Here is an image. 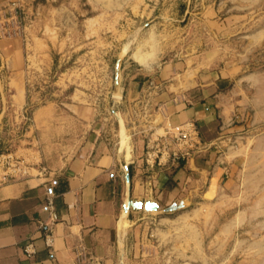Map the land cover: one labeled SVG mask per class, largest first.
<instances>
[{"label": "rangeland", "instance_id": "rangeland-1", "mask_svg": "<svg viewBox=\"0 0 264 264\" xmlns=\"http://www.w3.org/2000/svg\"><path fill=\"white\" fill-rule=\"evenodd\" d=\"M0 40L23 53L29 98L8 127V147L52 103L59 150L75 153L98 136L130 156L126 119L133 126L155 114L130 104H164L171 66L198 54L203 68L229 78L232 98L250 105L235 117L246 138L233 144L240 163L228 186L220 194L213 181V205L198 196L183 209L151 212L122 243L123 264H264V0H0ZM122 54V72L139 68L135 60L145 68L140 89L122 86L117 100Z\"/></svg>", "mask_w": 264, "mask_h": 264}, {"label": "crops", "instance_id": "crops-1", "mask_svg": "<svg viewBox=\"0 0 264 264\" xmlns=\"http://www.w3.org/2000/svg\"><path fill=\"white\" fill-rule=\"evenodd\" d=\"M0 42V154L9 151L30 165L27 177L0 183V264H123L122 243L153 214L144 208L126 214L129 199L156 202L161 213L198 196L213 205V197L206 198L213 181L220 194L228 186L240 163V147L233 144L246 138L235 117L250 104L235 101L226 88L229 78H216L212 64L203 68L201 55L164 74L169 92L164 104H130L131 109L155 112L133 126L126 119L130 156L108 148L98 136L75 153L59 150L54 131L62 122L52 103L34 111L10 151L8 127L29 103L26 61L18 49ZM134 62L139 68L122 72L123 91L131 95L140 89L135 80L145 68ZM188 123L196 125L201 146L175 163L173 155L184 149L175 137ZM29 243L34 250L30 256L25 252Z\"/></svg>", "mask_w": 264, "mask_h": 264}, {"label": "built area", "instance_id": "built-area-1", "mask_svg": "<svg viewBox=\"0 0 264 264\" xmlns=\"http://www.w3.org/2000/svg\"><path fill=\"white\" fill-rule=\"evenodd\" d=\"M26 120V119H25ZM28 121V119H27ZM178 144L183 146V152L175 153L173 155V162L179 163L181 160L187 158L191 152L198 150L201 146L199 131L194 123H188L183 128L178 130L175 137ZM30 165L21 158H15L11 152L6 151L0 154V183L5 184L11 180L16 179L18 176L27 177L29 175ZM51 195V193H50ZM48 207L53 209V200L49 198ZM52 214L53 221L57 220V216L54 212ZM50 226H48L49 228ZM50 243V241L48 242ZM25 252L27 255H33V244L29 243ZM80 256L85 259L84 252H81Z\"/></svg>", "mask_w": 264, "mask_h": 264}, {"label": "water", "instance_id": "water-1", "mask_svg": "<svg viewBox=\"0 0 264 264\" xmlns=\"http://www.w3.org/2000/svg\"><path fill=\"white\" fill-rule=\"evenodd\" d=\"M124 61V54L120 55L118 57V60L116 62V70H115V84H114V98L115 99H121L123 96L122 93V64ZM115 116L117 117L118 123H119V128L121 131H123V129L125 128L124 126V121L122 116L114 111ZM127 181L128 183H130V175H127ZM186 205L184 202H181L180 204H173L170 207L166 208L167 212H174L180 209L185 208ZM133 208V209H145L147 212H157L160 209V206L156 203V202H134L132 200H128V202L125 204L124 209H125V213L127 214L129 212V210Z\"/></svg>", "mask_w": 264, "mask_h": 264}, {"label": "bare ground", "instance_id": "bare-ground-1", "mask_svg": "<svg viewBox=\"0 0 264 264\" xmlns=\"http://www.w3.org/2000/svg\"><path fill=\"white\" fill-rule=\"evenodd\" d=\"M140 62H141V60H140ZM143 63V62H142ZM125 137V136H124ZM124 139V138H123ZM124 143V142H123Z\"/></svg>", "mask_w": 264, "mask_h": 264}, {"label": "trees", "instance_id": "trees-1", "mask_svg": "<svg viewBox=\"0 0 264 264\" xmlns=\"http://www.w3.org/2000/svg\"><path fill=\"white\" fill-rule=\"evenodd\" d=\"M181 163V162H180Z\"/></svg>", "mask_w": 264, "mask_h": 264}]
</instances>
